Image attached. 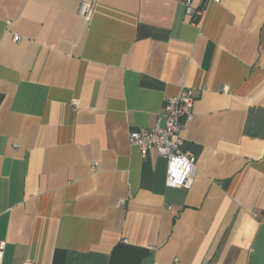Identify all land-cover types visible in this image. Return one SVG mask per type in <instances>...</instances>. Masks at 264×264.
<instances>
[{
  "label": "crops",
  "instance_id": "obj_1",
  "mask_svg": "<svg viewBox=\"0 0 264 264\" xmlns=\"http://www.w3.org/2000/svg\"><path fill=\"white\" fill-rule=\"evenodd\" d=\"M192 5L0 0L2 264H264V0ZM183 87L190 188L129 139Z\"/></svg>",
  "mask_w": 264,
  "mask_h": 264
},
{
  "label": "built area",
  "instance_id": "obj_2",
  "mask_svg": "<svg viewBox=\"0 0 264 264\" xmlns=\"http://www.w3.org/2000/svg\"><path fill=\"white\" fill-rule=\"evenodd\" d=\"M182 2L193 23H199L205 14V8H194L193 0H182ZM93 11L90 2L82 3L80 15L90 18ZM20 38V35H15L16 41ZM223 90H227V87ZM195 99L194 91L189 87H183L179 92L166 97L163 110L157 114L154 125L140 127L129 134L130 142L138 145L143 155L154 149L167 160V186L190 188L195 179L196 157L182 149L184 141L181 136L185 123L193 116ZM73 105L77 108L78 101H74ZM93 168L95 169L96 166L94 165ZM0 264H2L1 253Z\"/></svg>",
  "mask_w": 264,
  "mask_h": 264
}]
</instances>
